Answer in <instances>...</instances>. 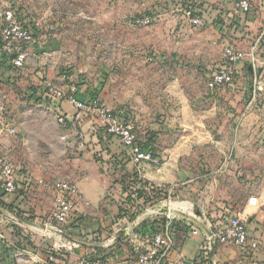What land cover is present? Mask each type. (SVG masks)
Wrapping results in <instances>:
<instances>
[{
	"label": "rangeland",
	"instance_id": "374dc122",
	"mask_svg": "<svg viewBox=\"0 0 264 264\" xmlns=\"http://www.w3.org/2000/svg\"><path fill=\"white\" fill-rule=\"evenodd\" d=\"M192 1V6L201 11L204 19L203 25L198 27L188 23L184 0H0V26L4 13L12 11L19 21L29 26L34 43L41 36V30L37 29L44 20L43 30L47 36L55 34L60 43L70 47L69 55L64 54L71 62L49 69L50 76L64 73L79 93L89 90L88 96L98 87L97 96L105 107L114 113L128 114L139 142L147 140V133L171 144L189 135L196 136L198 131L201 135L206 132L182 165L189 173L200 176L198 183L192 186L193 193L184 196L174 187L169 190L168 197L160 198L156 204L164 203L171 216L189 213L198 217V212L205 216L213 214L220 220L225 215L235 214L247 224L252 211L259 205L264 206V131L257 127L248 134L235 132L242 141L251 138V142L250 146L233 147L224 141L220 143L223 133L219 124L226 121L224 116L207 118L211 126L205 131L202 123L193 126L185 121L171 122L168 115L172 108L170 115L179 116L177 108L181 102L177 93L180 91L202 111L207 106L212 109V95L205 94V87L222 60L225 42L220 35L223 36L221 26L225 21L217 16L227 9L218 2ZM148 13L153 15L149 24L134 22L136 17ZM240 20L230 29L237 30L249 21ZM256 21L254 34L249 32L240 45L242 49L247 46L253 55L241 62L240 73L232 85L245 86L246 92L252 90L258 94L264 88L258 83L259 73L253 66H261L264 61V18ZM240 31H237V39ZM47 36L44 38H51ZM240 47L238 49L246 53ZM31 74L26 75L28 82L7 84L0 81V155H6L18 165L30 184L38 178L43 179L44 191L51 196L54 192L51 183L60 179L77 181L83 176L84 168L89 170L87 161L99 166L104 157H115V152L101 144L98 132H102V127L94 114L86 116L83 130L80 129L70 122L74 109L66 99L44 94L47 84L40 81L46 80V75L34 72L29 77ZM246 76L249 78L245 80ZM50 84L61 86L62 82L55 79ZM233 86L219 88L218 95H227ZM220 99L227 103L221 96ZM253 102L258 106L256 109L262 105L258 98ZM60 114L66 118L65 124L58 122ZM161 125L172 128L162 133L157 129ZM79 130L85 133L84 145L80 144ZM153 158L161 163L162 150L158 154L155 148ZM251 197L254 202H249ZM83 204L81 198H75V213ZM29 218L33 220L34 217ZM47 218L48 214L43 216L45 222ZM121 226L104 222L100 226L104 232L93 237L87 236L88 232H75L69 223L59 236L65 243L59 249L53 251L47 246L45 249L50 252L42 255L43 259L27 255L17 262L12 260L11 264H88L86 259L101 255L100 252L95 249L85 255L79 246H67L64 239L73 237L97 245ZM30 243L28 248L34 249L33 252L39 250L40 245L35 241ZM238 249L242 256L253 257L250 252ZM51 254L52 260L49 259ZM0 264H7L1 255Z\"/></svg>",
	"mask_w": 264,
	"mask_h": 264
},
{
	"label": "crops",
	"instance_id": "0c3cea01",
	"mask_svg": "<svg viewBox=\"0 0 264 264\" xmlns=\"http://www.w3.org/2000/svg\"><path fill=\"white\" fill-rule=\"evenodd\" d=\"M198 1L211 4L220 3L222 4V8L227 9L229 13L236 14L232 0ZM259 17L264 18V0H256L253 3L252 9L247 16V20L249 21H246L241 26L242 31H240L241 28L237 30L230 29L229 34L220 35L221 41L225 42V45L231 44L239 48L241 43L243 44L246 41L249 32L252 35L254 34L255 25L257 24L256 20ZM44 22L43 20L41 26L37 29L41 30V36H39L36 42L32 43V41L29 45V55L23 68L18 71L15 82H28L29 78L27 79L26 75L29 72H32V74L35 72L37 75H46L44 77L47 79L44 80L43 78V81H40V83L50 84L55 79L59 80L60 83L62 82V74L50 76L49 69L60 66V64H68L71 62L70 58L66 57V54L67 56L69 55L70 47L67 44H63V42L60 43V39L55 37V34L47 36L45 30H43ZM237 31H240L239 39L236 37H239ZM46 36L51 38L45 39L44 37ZM240 49L246 51V54L251 53L253 55L247 46L243 49L240 47ZM44 59H48V61ZM256 68L260 79L258 83H261V88H264V76H262V73L264 74V61L261 66L254 65L253 69L255 70ZM248 70L250 73V67H248ZM11 75H14V70L10 63V56L0 54V77L3 78L0 81L4 82V79ZM247 78L249 77H244L245 80ZM232 84L230 86H233ZM89 93V90H80L79 94L85 98ZM218 93L217 90L210 92L205 87V94L212 95V109H209L210 106H207L202 111L194 105V102L183 91L178 92L177 95L180 96L179 102H181V104L179 103L180 108H177L179 110V116L173 117L174 115H170L172 114V110H174L171 108L168 111L171 122H173L172 120H176L177 122L185 121L191 123L193 126L202 123L206 131L207 127L211 126V121L207 118L211 116H224L227 118L226 121H223V124H219V127L221 126L220 132L223 133L220 143L224 141L233 147L245 146L246 144L250 146L251 138H245L242 141L234 133L239 132L241 135L248 134L252 131L254 132L257 127L259 130L264 131V89L261 93L256 94L252 90H247L246 92L245 86L239 87L234 85L227 95L222 93L218 95ZM220 96L227 103L221 100ZM257 98L262 102V105L256 109L258 106L253 101ZM173 101L176 102V100ZM174 105L178 107V104L175 103ZM171 128V125L169 127L165 125L157 127L162 133L169 132ZM227 131L229 132L225 135ZM200 133L198 131L196 136L189 135L185 139L171 144L164 143L165 141H162L160 136L159 139H156L154 135L152 136V133H147V140L141 144L144 147L150 148L152 152L157 148L158 154L162 150L161 163H157L153 159L150 161H141L136 166L124 154L122 157L106 156V158L104 157V162L99 166L87 161L89 170L84 168L83 176L77 181H74L79 192L78 199L80 200L81 198L84 204L77 209L75 213L76 219H73L75 220L73 224L70 222L73 230L75 232H88L90 234L87 236L98 237L99 233L104 232L100 228L104 222L109 221L113 226L119 224H122V226L115 229V234H108L107 239L102 240L97 245H93L92 243L88 244L73 237H70L69 240L64 239L66 245L79 246L85 255L96 249L110 262H113L116 257L118 259L136 258L139 251L149 246L153 236L149 235V228H145L142 225L145 222L154 220L156 217L162 216L167 221L166 214H171L170 209L165 207L164 203L159 205L156 202L160 198H166L169 190L174 187H178L177 189L181 195H190L193 193L192 186L198 183L197 180L200 176H194L189 173V170L182 165L191 154L193 148L199 144L198 142L201 140V137L206 136V132L203 135ZM111 141V144L106 146L119 154L122 150L119 141H114V139ZM120 163L121 166L119 167ZM113 165L116 166L115 169ZM133 170L136 172L139 180L148 182L160 189V195L146 203H143L142 198L133 197L127 207L131 211H134L136 216L130 219L128 216L130 211H128V214L125 215L122 212L121 216L117 217L119 214L118 207L124 200V193L122 192L123 177H127ZM22 175L21 172L18 175V188L15 193L4 194L0 189V255L3 256L7 264H11L14 259L17 262L19 260L18 258L27 255H34L43 259L42 257L50 252L45 249L47 246H50L51 248H49L51 250L56 251L53 247L63 246L65 244L62 243L59 235L51 230L48 223L43 219V216L50 214L54 203L53 190L51 189L53 195H47L44 191L45 182L43 179L38 178L30 184V179ZM160 208H166L167 211L165 213L160 212ZM183 214L180 216L175 215V218L169 221L170 227L172 224H176L177 228L176 230L173 229V245L167 253L168 262L186 260L194 264H225L226 262L228 264H257V262L264 264V206L259 205L252 211L249 215L250 221L247 222L250 237L258 238L260 242L258 251L249 253L250 256H253L250 258L242 256L240 250L231 245L216 244L209 251H206V234L221 225L222 220H218L213 214L205 216L196 212L198 217H192L189 213ZM29 217L34 218L32 220ZM78 219L79 221H77ZM31 241H35V244L40 245L39 250L33 252L34 249L28 248V245H32L30 243ZM38 251H41V253ZM73 252L78 255L77 252Z\"/></svg>",
	"mask_w": 264,
	"mask_h": 264
},
{
	"label": "built area",
	"instance_id": "2783aa9c",
	"mask_svg": "<svg viewBox=\"0 0 264 264\" xmlns=\"http://www.w3.org/2000/svg\"><path fill=\"white\" fill-rule=\"evenodd\" d=\"M256 0H232L234 10L237 15L239 13H249L252 5ZM184 14L188 23L194 27L203 25V18L194 14L190 8H185ZM153 19L150 14L136 17L134 22L138 25H147ZM0 54L10 56V63L16 71L23 68L26 59L29 55V45L32 42L30 29L25 26L14 12L7 11L0 26ZM246 56H251V53L246 54L240 51L237 47L227 44L222 50V60L219 66L211 73L206 82V88L210 92H215L221 87L231 85L241 70V62ZM254 68V66H253ZM44 94L55 99H66L72 105L74 111L71 121L78 125L79 122L88 116L94 114L97 120L105 130L112 136H117L120 141L128 147L133 155V165H139L141 161L153 160V152L150 148L144 147L139 142L133 132V127L130 122H125L109 108L105 107L96 95H87L80 97L77 86L72 81L67 80V76L62 73V85L47 84ZM66 118L60 114L58 122L66 123ZM80 144L86 143L85 133L81 130L77 131ZM21 169L6 155H0V189L5 194H13L18 188V175ZM46 184V183H45ZM51 188L54 191L53 208L48 215L47 223L49 228L56 234L61 236L64 232V227L69 225L75 215V198H79L77 185L66 179H60L51 183ZM133 197V196H132ZM124 201V200H123ZM251 197L249 202H254ZM167 221L162 230L156 231L149 246L139 251L136 258L116 257L113 262L104 258L103 255H97L93 258L86 259L88 264H194L193 262L181 260L176 262L167 261V253L173 245V229L170 227L171 219L175 215L166 214ZM222 223L212 232L206 234L205 250L209 251L216 244L233 245L244 251L253 253L260 248L258 238L250 237L246 222L238 215L230 214L221 218ZM61 246L53 247L55 250ZM49 259H53L52 254Z\"/></svg>",
	"mask_w": 264,
	"mask_h": 264
},
{
	"label": "trees",
	"instance_id": "16d2710c",
	"mask_svg": "<svg viewBox=\"0 0 264 264\" xmlns=\"http://www.w3.org/2000/svg\"><path fill=\"white\" fill-rule=\"evenodd\" d=\"M186 2V7L187 8H190L194 14L200 16L203 18L201 14V11H196V9L194 8L195 6H192V0H184ZM150 14V13H148ZM249 13H239L237 15H234L232 13H229L228 11L227 12H224L222 15H218L217 16V19L218 18H221V20L223 19V22L224 25L221 26L222 28V32L223 34H229L230 32V26L233 27L234 29V23L241 18L240 21H243L245 19H248L247 16H248ZM152 15V14H150ZM153 16V15H152ZM204 21V19H203ZM14 70V75L4 79V81L6 83H9V84H13L15 82V79L16 77L18 76L17 73L18 71H16L15 69ZM3 78L0 77V80H2ZM99 88L98 87H94L93 90L91 91V94L93 95H96L99 93ZM80 97H82L81 95H79ZM119 117H121L125 122H130L129 120V117H128V114L127 113H120L118 115ZM87 121V117L83 118L80 122H79V127L80 129L83 130V125L86 123ZM102 132H98V138L100 139L101 141V144L103 145V147L111 150L110 147H107L106 145L108 144H111V140L114 139L115 140H118L120 145H121V152L116 153L115 152V157L119 156V157H122V155L124 154V156H126V158H128V160L132 161V158H133V155H132V152L131 150L126 147L125 145H123V143L120 141V139L117 137V136H112V135H109L105 132L104 129H101ZM88 132V130H85V132ZM86 132V133H87ZM103 141V142H102ZM116 159V158H115ZM115 165H118V164H115ZM121 166V163L119 164V167ZM123 185H122V192L124 193V203H121V205H119L118 207V210H119V214L117 215V217H120L122 212H124L123 214H128L127 212L130 211V214L128 215L129 218L131 219L132 217L136 216V213L134 211H131V209H129L127 207V205L130 204V202L132 201V198H142L143 200V203H146L150 200H152L153 198H155L156 196H159L160 195V189H158L157 187H155L154 185L148 183V182H145V181H142V180H139L138 177H137V174L136 172L133 170L132 173H130L129 175H127V177H123V181H122ZM5 194V193H4ZM133 196V197H132ZM76 217V214L73 216V219ZM72 219V224H73V220ZM76 219V218H75ZM79 221V219L77 220ZM165 223H166V219L165 217H156L154 220L152 221H149V222H145L142 226L145 227V228H149V235H153L156 231H159V230H162L165 226ZM142 228V227H141ZM171 228L176 230L177 226L176 224H172L171 225ZM173 235H174V232H173Z\"/></svg>",
	"mask_w": 264,
	"mask_h": 264
},
{
	"label": "water",
	"instance_id": "95a60500",
	"mask_svg": "<svg viewBox=\"0 0 264 264\" xmlns=\"http://www.w3.org/2000/svg\"><path fill=\"white\" fill-rule=\"evenodd\" d=\"M167 211V209L166 208H160V212H163V213H165Z\"/></svg>",
	"mask_w": 264,
	"mask_h": 264
}]
</instances>
